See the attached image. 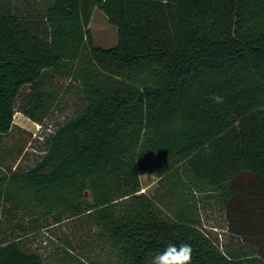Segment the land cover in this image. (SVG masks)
Instances as JSON below:
<instances>
[{"label": "trees", "instance_id": "trees-1", "mask_svg": "<svg viewBox=\"0 0 264 264\" xmlns=\"http://www.w3.org/2000/svg\"><path fill=\"white\" fill-rule=\"evenodd\" d=\"M11 5L0 0V136L26 86L22 111L44 124L49 73L76 80L85 106L32 168L0 170V264H44L24 239L69 216L100 231L113 264H152L182 243L192 264H264V0H51L39 15ZM95 9L116 45L94 44ZM146 173L168 197L140 191ZM209 201L226 246L201 218ZM64 245L68 261L104 264Z\"/></svg>", "mask_w": 264, "mask_h": 264}, {"label": "rangeland", "instance_id": "rangeland-1", "mask_svg": "<svg viewBox=\"0 0 264 264\" xmlns=\"http://www.w3.org/2000/svg\"><path fill=\"white\" fill-rule=\"evenodd\" d=\"M2 1L12 4V13L14 14H27L34 8V10L37 9V11L33 10L35 15L42 14L51 2V0ZM89 29L92 32L94 44L97 46L112 47L118 42L117 27L109 22L108 17L101 9L94 10ZM44 88L52 89L57 94L53 104L49 102L50 107H48L46 115L42 116L44 124L33 121L22 111L24 100L32 92L30 86L23 88L16 104L15 123L9 133L0 136V170L32 168L45 154L44 141L48 134L57 128L60 122L75 117L85 106L79 83L74 79H69L63 73L47 74ZM140 178L141 192L168 197L166 191H161L159 178L155 174L146 173ZM85 197L92 201V191L86 190ZM171 201L166 200L165 203L170 204ZM201 218L207 230L218 238L220 244L226 246L230 236L224 215L219 207L209 201L206 207H201ZM17 219L22 220L19 217ZM4 224H6L5 219L0 218V227ZM65 241L71 243L75 250L73 252L78 256L83 253L89 260L104 264H113L116 261L110 246L104 242L100 231L87 220L86 216H69L61 223L50 218L49 225L42 226L30 233L24 239V244L26 249L39 252L44 264H77L76 261H68Z\"/></svg>", "mask_w": 264, "mask_h": 264}, {"label": "clouds", "instance_id": "clouds-1", "mask_svg": "<svg viewBox=\"0 0 264 264\" xmlns=\"http://www.w3.org/2000/svg\"><path fill=\"white\" fill-rule=\"evenodd\" d=\"M213 100L215 103L223 102V98L218 95L214 96ZM192 256L191 244H168L161 253L153 258L152 264H192Z\"/></svg>", "mask_w": 264, "mask_h": 264}, {"label": "crops", "instance_id": "crops-1", "mask_svg": "<svg viewBox=\"0 0 264 264\" xmlns=\"http://www.w3.org/2000/svg\"><path fill=\"white\" fill-rule=\"evenodd\" d=\"M34 10V8L32 9V11Z\"/></svg>", "mask_w": 264, "mask_h": 264}]
</instances>
